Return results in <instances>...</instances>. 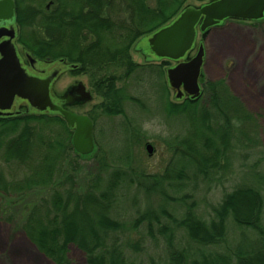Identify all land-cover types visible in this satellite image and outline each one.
I'll use <instances>...</instances> for the list:
<instances>
[{"label":"trees","instance_id":"1","mask_svg":"<svg viewBox=\"0 0 264 264\" xmlns=\"http://www.w3.org/2000/svg\"><path fill=\"white\" fill-rule=\"evenodd\" d=\"M44 1L13 0L18 42L37 59L64 58L76 63V73L88 69L100 71L95 84L112 107L107 112L118 114L124 95L115 84L139 67L128 56L130 47L168 24L183 8L192 6L188 1L203 4L211 0H54L55 7L48 12L43 8ZM19 27H28L29 34H20ZM87 40L90 43L87 44ZM167 63L161 61L160 66L165 69ZM110 65L116 71L122 68L123 72L105 71ZM202 85L201 96L196 100L185 98L176 103L167 102V112L184 117L187 124L186 135L179 141V145H184L180 152L187 160L185 163L191 164L193 174L202 176L228 167L238 155H242L237 157L239 162L259 156L255 162L260 167L264 162L263 147L243 150L234 158L230 151L232 136L233 140L239 135L243 145L250 136L246 132L254 126L257 128L256 116L244 112L241 103L228 94L223 80L206 81ZM205 94L208 100L199 106ZM229 99H234L236 104ZM232 120H238L240 125L238 128L235 125L234 132ZM31 123L37 125V137L36 131L32 132ZM55 124L62 129L60 141L46 135ZM71 133L72 130L56 113L23 111L15 117L0 119V163L6 168L16 166L24 174L13 184L6 180L8 177L0 168V194L13 189L18 194L26 189H45L47 206L37 205L41 201L34 206L30 204L31 209L24 216L20 228L36 250L54 264H70V245L83 252L86 264H133L122 247L140 251L144 247V239L143 247H137L136 242L129 245L128 241L122 245L119 236L123 233L124 224L110 216L120 201L119 190L127 187L130 179L123 170L107 172L106 161L99 160L100 171L98 169L89 178L82 190L84 192L78 194L74 191V175L78 168L75 169L71 162L66 163L70 173H65V164L62 165L67 151H74ZM255 162L251 165L254 180L224 193L220 203L212 206L209 221L196 214L193 203L188 207L181 204L176 207L184 211L177 223L178 228L197 246L206 247L222 240L227 233L228 221L238 228L252 230L256 234L253 243L243 238L247 243L241 242L240 247L227 252L195 255L189 249L176 246L174 230L165 225L158 228V224L157 231L167 236L168 264H264V175L256 171ZM58 169L59 177L53 180ZM184 171L182 168L173 171V177L165 181L158 180L156 175L144 176L138 180V185L146 190L156 188L160 193L165 192L166 187L178 191ZM6 198L1 209L11 210L16 202ZM154 226V220H146L149 236H152ZM149 264L156 263L152 260Z\"/></svg>","mask_w":264,"mask_h":264},{"label":"rangeland","instance_id":"2","mask_svg":"<svg viewBox=\"0 0 264 264\" xmlns=\"http://www.w3.org/2000/svg\"><path fill=\"white\" fill-rule=\"evenodd\" d=\"M49 1H52L51 7L49 10L45 9V12L55 7L54 0H45L42 3L43 8ZM187 3L192 6L201 5L194 1ZM28 32V27L22 29L19 27L20 34L26 35L29 34ZM203 44L205 55L200 77L202 83L223 80L228 94L241 103L247 115L251 114L253 117L255 115V120L258 122L257 128L253 124L254 129L251 128L246 132L250 136H247L243 145L242 140L239 141V135L233 140V136L231 137V157L234 158L243 150L264 148V18L260 21L227 20L220 26L211 28ZM17 46L21 51L23 45L18 42ZM128 56L139 67L129 77L118 80L115 84L122 89L124 95L119 106L121 112L118 114L107 112V109L110 110L112 107L101 94L102 90H99L95 84L100 71L88 69L87 72L76 73L74 70H68L54 83L53 90L58 95L64 94L71 85L80 83L91 96L88 102L65 106L67 110L77 115L87 116L93 126V151L81 155L71 149L64 155L62 165L65 164V173H70L65 167L66 163L71 162L75 165V169L78 168L74 175L76 181L74 191H78V194L84 192L82 190L87 186L89 178L98 172L101 163L99 160L106 161L107 172L117 169L127 173L130 182L127 187L119 190L120 201L115 213L110 216L124 224L123 233L119 236L122 245L127 244L125 242L128 241L129 245L136 242L137 247L140 245L143 247L142 238L144 239V247L140 251L122 247L133 264H149L152 260L156 264H168L167 236L165 237V233L162 236L161 232H158L156 226L158 224V228L165 225L170 228L169 230H174L176 246L180 249H189L190 253L195 255L227 252L240 247L241 242L247 243L243 238L253 243L256 234L252 230L238 228L230 221L227 223V233L222 240L206 247L190 242L184 231L178 228L177 223L184 211L176 207L181 205L188 207L193 203L196 214L209 221L212 217V206L220 203L224 193L230 192L241 183L254 180L252 176L254 170L251 165L259 156H253L247 162H239L237 157L242 155H238L226 168L204 176L193 174L191 164L185 163L187 160L180 152L184 145H179L180 139L186 135L187 124L184 117L169 114L166 110L168 101L170 103L178 101L174 100L173 91L168 87L165 88L167 84L164 68L160 66V61L145 62L142 54L132 47L128 51ZM58 59L60 58L46 57L42 60L54 62ZM166 62H168L167 66L171 65V62ZM121 69L117 68L116 71L110 65L104 70L116 71L119 74L123 72ZM202 83L199 81L201 90ZM234 99L229 100L236 104ZM207 100L208 95L205 94L201 97L199 106ZM116 109L118 110V107ZM232 124L233 132L235 125L237 128L240 127L238 120H232ZM36 126L34 123L30 125L32 132L36 131L37 137ZM46 135L47 138L60 141L62 129L55 124ZM249 139H252L250 143ZM146 145L151 147L150 154L146 151ZM255 164L256 171L264 175V162L260 167L257 161ZM0 168H3L4 175L8 177L6 180L12 183L18 182L24 176L13 165L6 168L0 163ZM181 168L185 171L182 172L183 180H180L181 186L178 191L166 187L165 192L160 193L156 188L146 190L138 185V180L143 179L144 176L156 175L159 177L158 180L165 181L173 177V171H180ZM59 172L58 169L53 180L58 179ZM7 191L8 193L0 194V264H54L36 250L20 228L24 216L31 209L30 204L34 206L41 201L37 205L47 206L48 195L45 189H26L21 192L22 194L15 192L16 189ZM5 197L16 202L11 210L1 209ZM150 219L155 222L152 236H149L146 228V220ZM68 258L70 264H86L83 252L74 245L68 246Z\"/></svg>","mask_w":264,"mask_h":264},{"label":"water","instance_id":"3","mask_svg":"<svg viewBox=\"0 0 264 264\" xmlns=\"http://www.w3.org/2000/svg\"><path fill=\"white\" fill-rule=\"evenodd\" d=\"M263 18L264 0H211L183 8L168 24L140 39L133 50L140 52L145 62H171L164 69V75L174 100L193 101L202 93L199 81L205 55L203 41L209 30L226 20L260 21ZM0 21L3 22L0 26V118L17 116L22 113L20 108H25L26 112L59 114L72 130L74 151L90 154L94 146L91 120L63 108V105L90 101V93L78 83L63 97L55 96L53 84L66 71L63 59L52 63L38 61L26 50L31 67L21 62L15 46L17 27L13 0H0ZM35 65L46 70L44 76L32 68ZM70 68L76 70L77 67ZM145 148L150 154V145Z\"/></svg>","mask_w":264,"mask_h":264},{"label":"flooded vegetation","instance_id":"4","mask_svg":"<svg viewBox=\"0 0 264 264\" xmlns=\"http://www.w3.org/2000/svg\"><path fill=\"white\" fill-rule=\"evenodd\" d=\"M51 4H52V1H49V2H47V5L45 6V9L46 10H49V8L51 7ZM14 15H15V6H14ZM3 25V22H1L0 21V26H2ZM15 25H16V27H17V24L15 23ZM18 27H17V36H16V40H15V46H16V49H17V51H18V54H19V57H20V60H21V62H23L26 66H28V67H31V65H30V62L29 61H27V59H26V48H24V46H22V49H21V51L18 49ZM140 53V52H139ZM32 56V55H31ZM143 56V55H142ZM32 58H34L33 56H32ZM144 58V57H143ZM34 59H37V58H34ZM60 59H63V67H66V71H68V70H70L71 71V66L72 67H77V68H74V69H78V65L76 64V63H72V62H70V61H66V59H64V58H60ZM38 61H43V62H47V63H52V62H50L49 60H40V59H37ZM162 61H166V60H162ZM161 62V61H160ZM32 68H34V70L35 71H38L39 72V74H42L43 75V73L46 71V70H44V69H39L36 65L34 66V67H32ZM35 68H37V69H35ZM65 71V72H66ZM63 74V73H62ZM61 74V75H62ZM44 76V75H43ZM59 78V77H58ZM57 78V79H58ZM56 82V81H55ZM54 82V83H55ZM77 85V84H76ZM76 85H71L70 86V88H68L67 89V91L68 90H70V89H72L73 87H75ZM53 86H54V84H53ZM54 91V90H53ZM66 91V92H67ZM66 92L64 93V94H62V95H58V94H56L55 92V96L57 97V98H61V97H63L65 94H66ZM75 104V103H74ZM65 106H69V104L68 105H63V108L64 109H66L65 108ZM67 110V109H66ZM19 111H21V112H23V111H25V108H20L19 109ZM18 111V112H19ZM7 118H11V117H9V116H5V117H2V118H0V119H7Z\"/></svg>","mask_w":264,"mask_h":264}]
</instances>
